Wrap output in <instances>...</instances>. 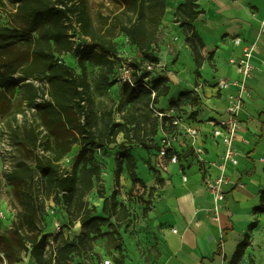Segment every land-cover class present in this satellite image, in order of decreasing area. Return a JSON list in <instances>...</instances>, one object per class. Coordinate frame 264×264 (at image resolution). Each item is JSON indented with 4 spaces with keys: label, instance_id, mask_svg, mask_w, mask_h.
Returning <instances> with one entry per match:
<instances>
[{
    "label": "trees",
    "instance_id": "trees-1",
    "mask_svg": "<svg viewBox=\"0 0 264 264\" xmlns=\"http://www.w3.org/2000/svg\"><path fill=\"white\" fill-rule=\"evenodd\" d=\"M120 1L123 4L120 12L103 28H98L89 10V0H0V12L6 5L13 4L19 23L12 28L0 23V100H8L9 92L20 88L22 83L29 87L30 97L26 105L30 109L35 107L36 113L41 110L42 121L36 124L43 125L47 130L45 139L40 140L34 125L29 123L28 129L36 148L41 141L49 152V155L43 156L45 158L37 159L35 167L16 166L5 173L14 186L23 209L21 218L29 229L26 235L18 229L15 239L5 237L3 240L1 251L9 264L23 260V249L37 264H73L75 253L94 249L92 239L103 233L104 226H111L118 233L130 218V204L118 202V188L111 197H105L106 189L100 185L103 166L96 158L97 151L119 144L123 152L118 159L116 186H119L125 161L133 183L145 185L139 177L137 158L131 148L150 150L153 160L162 125L157 112H164L168 107L180 109L187 104L193 108L201 103L195 88L184 89L178 97L171 96L166 101L170 106L159 108L161 98L171 92V78L160 74L146 81L152 76V70L145 68L146 61L155 67L160 64L154 46L169 0ZM180 1L174 12L175 22L186 31V43L191 48L196 66L195 87H198L202 78L201 68L206 61L203 54L206 43L196 28V22L205 10L199 0ZM121 34H125L129 43L138 48L141 60H128L120 55L116 39ZM75 37L86 41L75 46ZM21 42L28 46L26 55L16 48V44ZM68 53L78 57L81 74L62 58ZM213 58L214 52L210 53L208 60L211 62ZM123 63H128L136 71L133 84L124 81V97L118 104L114 102L110 106L103 98H97L96 93L104 94L106 89L119 81L116 71ZM89 65L97 68L94 78ZM19 71L21 76L17 77L15 74ZM37 79L44 80L48 85L40 101V88L34 83ZM197 112L192 109L189 113L194 117ZM116 113L121 121H116ZM167 120L168 117L163 118L164 124ZM121 134L124 140L119 143ZM50 143L52 149H49ZM74 144L80 146L76 165L81 164V167L78 170L75 165L74 171L70 172L64 170L61 163ZM149 168L153 169L150 163ZM36 171L45 179L48 197L67 205L71 225L79 222L82 227L81 233L73 239L66 238L62 233L56 235V245L50 252H46L49 234L40 226L36 200L26 189V183L33 179ZM156 179L162 186L165 185L159 174ZM96 184L99 197L104 198L103 214L97 213V205H90L87 201ZM154 191L152 189L149 193L151 198L145 214L150 211ZM254 211L264 213V190L261 191V203ZM256 226L257 221L250 225V229ZM224 232L227 234L226 228ZM59 236L61 240L58 243ZM222 245L223 240L219 243L217 254L223 253ZM250 245L251 238L247 234L228 264H240ZM116 248L121 251L122 245L118 244Z\"/></svg>",
    "mask_w": 264,
    "mask_h": 264
},
{
    "label": "crops",
    "instance_id": "crops-1",
    "mask_svg": "<svg viewBox=\"0 0 264 264\" xmlns=\"http://www.w3.org/2000/svg\"><path fill=\"white\" fill-rule=\"evenodd\" d=\"M179 3L181 1L177 0L175 8L166 12L164 23L168 29L185 36L180 27L176 28L174 12ZM199 3L205 10V14L196 22V28L206 43L203 50L206 61L201 68L202 78L197 87L203 97L197 109L194 107L190 110L198 111L192 117V124L204 132V138L198 139L197 145L204 147L208 160L218 158L223 149V145L219 146L213 138L212 126L207 121L209 117L225 116L228 101L219 92L218 84L233 82L231 90L238 92L239 87L234 82L243 80L234 63L242 53V47L235 39L241 38L242 45L255 47L254 69L247 79L244 105L239 113L242 122L236 141L239 164L228 165L229 181L225 184L226 201L220 221L214 220L211 210L213 197L205 186L204 164L190 161V179L187 183L183 182L177 166L161 170L155 166L157 174L164 180L168 179L171 188L166 191V199L156 200L150 212L155 227L144 255L136 257L133 240L124 233V249L127 252L123 251V264H228L247 234L251 238V245L246 249L240 264H264V213L254 211L261 203V191L264 190V0H199ZM227 16L231 18L229 21H226ZM180 43L175 42L174 45L182 51L179 62L186 60L188 55L190 78L186 82L187 88L178 89L179 94L184 89H194L196 82V66L191 48L186 40ZM212 52L214 58L210 62L208 57ZM171 81L176 88L175 80L172 78ZM166 104L163 102V107ZM181 141L188 143V138ZM131 150L143 164L147 151L139 147ZM208 173L215 175L217 170L210 168ZM168 196L173 199L168 200ZM255 221L257 226L251 230L250 225ZM174 226L178 228L177 233L172 231ZM78 229L79 225L74 227L76 236L80 233ZM222 240L223 253L217 254ZM108 257L115 260L114 256ZM32 260V264H37ZM20 264L25 263L21 261Z\"/></svg>",
    "mask_w": 264,
    "mask_h": 264
},
{
    "label": "rangeland",
    "instance_id": "rangeland-1",
    "mask_svg": "<svg viewBox=\"0 0 264 264\" xmlns=\"http://www.w3.org/2000/svg\"><path fill=\"white\" fill-rule=\"evenodd\" d=\"M177 0H169L167 2V11L170 8H175ZM90 13L94 19V22L98 28H103L107 22H110L112 18L120 12L123 8V4L120 0H89L88 3ZM15 7L13 4L6 5L0 12V23L4 26L14 27L19 25L15 18ZM226 15V13H224ZM227 16L226 21H229L231 18ZM165 16L160 25V31L158 34L157 43L154 46V53L160 58V64L158 66H153L151 69L149 65H151L148 61L145 63V68L147 70H152V76L147 78L146 81L149 82L151 78H154L160 74L167 75L171 79L175 80V85L171 84V92L164 99L161 98L160 103L158 105L159 108L163 107V102L169 100L171 96H179L177 90L179 88H187L186 82L190 78L189 73V58L186 56V60L180 61V54L182 53L181 49L179 50L174 44L175 42H185V36L179 35L176 31H172L165 26L164 23ZM177 23V22H176ZM202 26V25H201ZM180 26L177 23L176 28L178 29ZM181 32L185 35V30L180 27ZM178 35V36H177ZM180 41L178 40V37ZM74 43L75 46L85 42L82 38L75 37ZM118 41L119 53L123 58L128 60L138 59L141 60L142 56L136 46H133L129 43V39L125 34H121L116 39ZM183 40V41H182ZM180 43V44H181ZM16 48L20 50L21 53H28V46L26 43L21 42L16 44ZM62 58L67 62V64L73 66L76 69L78 74L82 73L81 68L79 67L78 57L75 54L68 53ZM232 61V60H230ZM126 62V61H125ZM89 71L94 78L97 73V68L92 65H89ZM121 70L118 68L116 71V77H120ZM134 72L132 77H134ZM17 77L21 76V71L15 74ZM16 77V78H17ZM119 79V78H118ZM123 79H119V81L112 87L106 89L104 94L96 93L97 98H103L106 100L110 106L119 103V101L124 97V86ZM172 82V81H171ZM35 85L40 88L41 100L44 98V93L47 91L48 85L42 79H37L34 81ZM181 86V87H178ZM195 90L197 87H194ZM197 92V91H196ZM30 97L29 87L26 85H21L20 88L12 89L9 92L8 100H0V144L4 138L8 139L9 146L12 147L13 157L11 159L13 169L16 166L20 167L23 165H30L35 167L38 158L40 157L37 152V148L34 145V139L31 136V132L28 129L30 126L29 123L38 127L37 124H40L42 121V112L39 110L37 113L30 109L26 103H28ZM47 97V96H46ZM184 105L188 110H190V106ZM167 108L170 106L168 103L165 105ZM188 106V107H187ZM195 106H193L194 108ZM186 110V109H185ZM116 121H121L119 114H115ZM37 123V124H36ZM41 137V136H40ZM124 140L123 134L119 136V143ZM1 149V146H0ZM49 149H52V145L50 143ZM147 155L145 157V162L141 164L139 161V157L137 158L138 162V174L139 177L145 181V185L143 184H134L130 178V175L126 169V161L124 162L123 171L120 175V183L117 187V170H118V159L120 158L121 153L123 152V148L118 144H111L108 148L103 150H98L96 153V158L102 164V183L101 186H104L106 189L105 197H111L113 191L118 188V202L123 204L126 200L129 201V212L130 218L127 223L119 228V232L113 230L111 226H104L103 233L98 236H94L92 239L94 249L90 251H84L81 253H75L73 255V264H101L102 259L107 258L109 255L114 256L116 263L120 264V262H124L125 254L123 251L125 247V239L124 236L129 234L133 240L132 246L136 250L134 254L136 257L139 255H144L146 252L147 243L150 241L153 229L155 227L152 219L150 218V212L154 207V203L156 200L166 199V191L171 188L170 182L165 178L166 184L162 186L161 183L156 179L157 170L154 168V162L151 159L150 150H146ZM1 153V152H0ZM80 153L79 144H74L72 151L69 152L65 158L62 160V168L64 170H68L73 172L75 169V165L77 163V158ZM49 155V153H48ZM47 156V155H46ZM1 157V156H0ZM149 163L153 169L149 168ZM79 170L81 164L76 165ZM8 172L5 169L3 160H0V209L4 207L7 208L8 213L12 212L13 215L8 214V217L0 218V264H9L7 258L1 251L2 243L5 237H10L15 239L17 236V230L23 235L29 233L28 226L25 224L24 220L21 218V213L23 209L19 204L17 197L15 195L14 186L9 182L5 173ZM149 175H151L149 177ZM155 177V180L152 178ZM164 178V177H163ZM152 179V180H150ZM45 179L39 171L34 173L33 179L29 180L26 183V189L28 192L33 194V197L36 200V204L39 209L38 219L40 226L44 227L45 233L50 234L52 232V226L55 220H62L66 222L69 227H76L79 225V232L81 233L82 227L81 223H77L71 225L69 214L67 212V205L65 202L60 201L57 202L53 198H49L45 191ZM154 189V196L152 204L150 205V211L148 214H145V209L147 206L148 200L151 198L149 195L150 191ZM175 198V195L173 196ZM172 196H168V200H172ZM48 203H46V201ZM54 200V201H53ZM87 201L90 205H97V213L103 214L102 207L104 203V198H100L98 195V184H96L94 190L88 195ZM54 202V210H51V203ZM128 208V207H127ZM114 224L117 223L115 219L112 221ZM79 233V234H80ZM75 234V233H74ZM73 234V235H74ZM76 236V235H75ZM61 240V236L58 237V243ZM121 244V251L116 248V245ZM97 249V250H95ZM103 250V251H102ZM137 250L139 252H137ZM117 252V253H115ZM119 252V253H118ZM156 250H153V253L156 255ZM23 260L25 264H32V257L29 256L27 250H22ZM129 256V255H128ZM131 259H133L132 256ZM20 262H16L13 264H20Z\"/></svg>",
    "mask_w": 264,
    "mask_h": 264
},
{
    "label": "built area",
    "instance_id": "built-area-1",
    "mask_svg": "<svg viewBox=\"0 0 264 264\" xmlns=\"http://www.w3.org/2000/svg\"><path fill=\"white\" fill-rule=\"evenodd\" d=\"M264 30V27H263ZM235 42L242 47V53L237 60H234L235 65L243 76V80L235 81L234 85L239 87L238 92L231 90V83L223 82L219 83V92L222 96H225V100L228 101L227 108L223 117H209L208 123L212 126V136L219 144H222L223 149L219 153V157L214 160H208L205 156L204 147L197 145V140L204 138V132L201 128L195 127L193 119L190 116V111L186 107H168L164 112H157L160 116L162 125L160 127L158 147L155 149V155L153 156L154 166L158 169H169L170 167L177 166L178 172L182 176L184 183L189 181L188 169L190 168V161L199 162L204 164L205 168H202L205 175L204 182L207 190L212 193L214 220L220 221V213L222 207L226 201V189L225 184L228 183V165L239 164V151L236 147L237 136L241 129L242 122L239 120V113L244 105L243 94L247 89V79L251 77L254 69L253 63V45H242L241 38H236ZM153 66L149 65L151 69ZM120 79L128 81L133 84L132 74L134 68L128 63H123L120 67ZM29 81V80H28ZM197 94L202 102V95L196 89ZM48 96V95H46ZM40 101L41 98H38ZM191 108V106H190ZM197 109V106L195 107ZM36 111V108H31ZM186 109V110H185ZM189 113H187V112ZM168 117V120L164 124L163 118ZM40 140H44L47 130L43 125L37 127ZM188 138V143L183 141ZM38 144L37 152L41 157L48 155V151L44 145ZM0 160L2 158L5 169L10 172L13 170L11 159L13 157L12 147L8 144V139L4 138L0 144ZM264 158V156H263ZM216 168L217 173L215 175L209 174L208 169ZM48 203L47 200H45ZM54 201V200H53ZM126 204H130L126 200ZM55 203H51V210L53 211ZM8 214L13 215L12 212L8 213L7 208L0 209V218L8 217ZM14 217V215H13ZM52 232H49V238L47 240L46 252H50L56 245L55 237L58 234H63L66 238L73 239L75 237L74 228L69 227L66 222L62 220H55L52 226ZM172 231L177 233L178 228L174 226ZM74 234V235H73ZM30 256V255H29ZM101 264H117L112 257L102 259Z\"/></svg>",
    "mask_w": 264,
    "mask_h": 264
},
{
    "label": "bare ground",
    "instance_id": "bare-ground-1",
    "mask_svg": "<svg viewBox=\"0 0 264 264\" xmlns=\"http://www.w3.org/2000/svg\"><path fill=\"white\" fill-rule=\"evenodd\" d=\"M178 91V90H177Z\"/></svg>",
    "mask_w": 264,
    "mask_h": 264
}]
</instances>
